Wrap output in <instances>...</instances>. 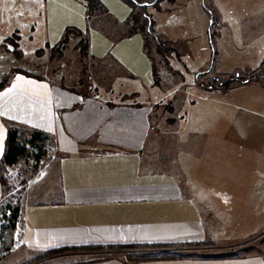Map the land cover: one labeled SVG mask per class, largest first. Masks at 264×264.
I'll return each mask as SVG.
<instances>
[{"label":"crops","instance_id":"crops-1","mask_svg":"<svg viewBox=\"0 0 264 264\" xmlns=\"http://www.w3.org/2000/svg\"><path fill=\"white\" fill-rule=\"evenodd\" d=\"M102 1L119 22L132 11L121 0ZM46 9L54 44L70 24L88 27L85 1L46 0ZM90 36L93 56L112 57L153 88L143 34L114 39L95 30ZM53 78L14 73L0 90V164L11 128L40 130L53 141L47 199L22 212L23 255L32 260L73 247L79 249L39 262L264 264V246L245 248L254 235L264 236V87H256L253 106L200 92L205 99L192 126L188 115L197 101L185 98L176 107L178 135L161 137L155 104L85 97ZM190 127L197 134L189 135ZM3 194L0 180V202ZM211 211L217 220L210 225ZM124 245L141 247L110 248Z\"/></svg>","mask_w":264,"mask_h":264},{"label":"rangeland","instance_id":"rangeland-1","mask_svg":"<svg viewBox=\"0 0 264 264\" xmlns=\"http://www.w3.org/2000/svg\"><path fill=\"white\" fill-rule=\"evenodd\" d=\"M79 1L83 3L84 0ZM169 3L164 0L159 9L148 8L156 21L155 30L167 41L165 49L160 51L155 42H150L149 55L159 77V85L150 88L145 81L132 77L110 56L95 57L91 52L83 56L76 44L75 39L80 40L76 34L69 36L61 58L53 61L52 48L57 43L54 44L48 33L46 0H0V85L12 80L15 72L24 71L46 79L55 76L53 79L64 87L105 101L150 102L155 104L154 121L161 129V137L178 135L180 117L176 107L185 98L197 101L188 116L191 126L199 123L202 103L198 102L205 99L200 92H211L209 99L214 101L230 100L235 104L241 101L251 106L258 103L255 89L258 85L264 87V74L261 82L232 81L230 85H224V92L204 89L198 82L209 83L213 78L225 81L231 75L243 74L246 68L260 66L264 60V0H176ZM209 11L215 18L212 31L216 34L217 56L215 65L196 80V73L207 69L212 58ZM87 24L86 29L70 24L62 36L68 27H77L84 30V36L89 34L91 37V31L96 30L117 39L127 28L126 21L119 22L107 13L87 16ZM190 128L189 135L197 134V129ZM246 133H250L249 130ZM53 152L52 146H48L47 154L42 156L32 147V155L19 163L4 161L0 164V176L6 181L0 202V264H43L30 262L31 258L23 255L20 232L25 207L47 199L52 178L50 172L56 166ZM16 213V228L12 230ZM216 218L215 213L208 212L210 225ZM250 239L246 250L261 251L264 236L256 234Z\"/></svg>","mask_w":264,"mask_h":264},{"label":"trees","instance_id":"trees-1","mask_svg":"<svg viewBox=\"0 0 264 264\" xmlns=\"http://www.w3.org/2000/svg\"><path fill=\"white\" fill-rule=\"evenodd\" d=\"M85 1V9L86 15L89 17L94 14H103L107 13L110 14V11L106 4L102 0H84ZM130 5L132 11L126 20L127 28L124 33L117 39H123L127 37H131L134 34L141 33L144 36V50L146 47V54L151 58L149 55L150 52V42H155L158 50L165 49V45L167 41L162 39V37L157 33L155 30L156 21L154 20L152 14L148 10L149 7H156L160 8L161 2L164 0H121ZM170 2H174L175 0H168ZM211 15V21L208 28L210 45L212 49V58L209 63V67L205 70L198 71L196 73V80H198V76L204 72H207L211 67L215 65V60L217 56V50L215 49V36L216 34L213 33L212 27L215 24V18L213 12L209 11ZM111 15V14H110ZM71 34H76L80 37V40L77 44V47L81 49V53L83 56H86L90 53V37L89 34L86 36L83 35V31L77 27H68L66 30L65 35L62 36L60 41L52 48L51 59L59 60L63 54V49L69 39ZM169 49L168 51H175L174 48H166ZM152 60V58H151ZM153 73H154V84L159 85V77L156 71L155 64L153 63ZM258 69V70H257ZM257 70V71H254ZM27 73L24 71H17L15 73ZM251 74V76H246ZM264 74V60L258 66V68H246L243 71V74L240 72L239 74H235L234 76H230L225 81L219 80V78H213V80L209 83L198 82L199 86L203 87L204 89L210 90L221 89L223 92L224 85H230L235 81H239V83H249L252 80H256L261 82V76ZM157 76V77H156ZM9 81H4L0 85V90L8 84ZM86 97L87 94L84 93ZM52 139L51 137L43 131L40 130H31L25 128H11L7 135V150L4 161L8 164H16L22 161L23 159L27 158L28 156L32 155V147L36 148L42 156L47 154V147L52 146ZM0 180L2 184H5V180L2 176H0ZM17 215L12 222L11 229L14 230L16 228L17 223ZM187 245H194V246H201V245H209L207 243H191ZM141 246L136 245H127V246H110V248L116 249H134L139 248ZM150 247V246H148ZM91 248V247H90ZM92 248H102V247H92ZM79 249L73 247H62V248H54L47 251H43L39 253L35 258H33L30 262H38L45 258L66 252L68 250Z\"/></svg>","mask_w":264,"mask_h":264},{"label":"snow or ice","instance_id":"snow-or-ice-1","mask_svg":"<svg viewBox=\"0 0 264 264\" xmlns=\"http://www.w3.org/2000/svg\"><path fill=\"white\" fill-rule=\"evenodd\" d=\"M22 79H23V77H19V76L17 77V80H22ZM29 83H31V82H29ZM13 87H15V85ZM8 91H12V89H9Z\"/></svg>","mask_w":264,"mask_h":264}]
</instances>
